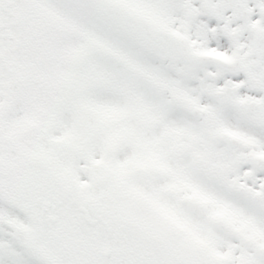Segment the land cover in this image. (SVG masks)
<instances>
[{"label": "snow or ice", "instance_id": "snow-or-ice-1", "mask_svg": "<svg viewBox=\"0 0 264 264\" xmlns=\"http://www.w3.org/2000/svg\"><path fill=\"white\" fill-rule=\"evenodd\" d=\"M0 264H264V0H0Z\"/></svg>", "mask_w": 264, "mask_h": 264}]
</instances>
